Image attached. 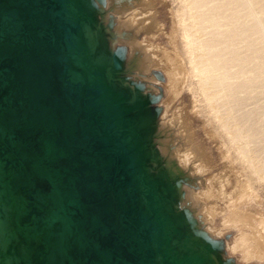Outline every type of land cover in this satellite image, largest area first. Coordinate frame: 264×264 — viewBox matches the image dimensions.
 Returning a JSON list of instances; mask_svg holds the SVG:
<instances>
[{"label":"water","instance_id":"1","mask_svg":"<svg viewBox=\"0 0 264 264\" xmlns=\"http://www.w3.org/2000/svg\"><path fill=\"white\" fill-rule=\"evenodd\" d=\"M86 21L77 0H0L6 254L13 264H188L145 173L137 113L83 44Z\"/></svg>","mask_w":264,"mask_h":264},{"label":"rangeland","instance_id":"2","mask_svg":"<svg viewBox=\"0 0 264 264\" xmlns=\"http://www.w3.org/2000/svg\"><path fill=\"white\" fill-rule=\"evenodd\" d=\"M79 1L87 14L82 37L86 43H97L88 47L92 60L101 65L107 84L137 113L135 126L141 132L144 169L150 171L148 178L158 180L160 195L171 206L167 209L161 200L162 208L181 232L174 241L187 235L192 241V253L175 245L179 255H197L201 264H264V257L245 255L255 243L264 247V46L256 44L253 47L258 49L248 50L242 43L243 48L237 49H242L239 65L245 70L239 65L241 69H231L237 76L238 70L247 75L252 68H262L260 87L257 81L253 83L259 91L253 84L252 92L248 91L256 94L255 88L260 94L250 98L243 96L248 93L241 90L242 83L227 81L226 87L215 88L214 77L206 80L204 54L199 47L209 35L211 38V29L199 27L196 12L191 10L192 0ZM254 19L243 28L249 31ZM185 33L196 43L189 45ZM140 56L152 57L136 64ZM243 74L239 75L245 80ZM236 111L252 118L245 121L242 112ZM168 166L174 167V173ZM190 193L196 195L192 198L197 210L191 208ZM8 244L0 252L1 261L9 256Z\"/></svg>","mask_w":264,"mask_h":264},{"label":"bare ground","instance_id":"3","mask_svg":"<svg viewBox=\"0 0 264 264\" xmlns=\"http://www.w3.org/2000/svg\"><path fill=\"white\" fill-rule=\"evenodd\" d=\"M78 2H79V0H77ZM143 4V3H142ZM236 6L238 7V8H236ZM236 8L235 9V11L236 10H238V9H240L241 8V11L240 10H238V11H236V13H231L230 15L232 16H230V17H228L229 16V12H232L231 10H232V8ZM191 10H194L195 12H196V15H195V19L197 20V23H198V25H199V27L201 28V29H203L204 31H207L205 28L206 27H208V29L210 28L211 29V31H210V34H211V38H210V35L208 36L207 34V32H205L206 33V35L208 36L207 37V41L205 40L204 42H200V43H202L201 45H200V43H198V46L200 45V49H202V52H203V54H204V61H205V69H204V74L206 75V77H207V79L206 80H208L209 79V81H210V78H212V79H214L212 82L215 84V88H217V87H222L223 85L225 86V84L226 85H228L226 82L227 81H230V84H232L231 82H233V80H234V82H236L237 84H240V83H242V84H244L243 86L244 87H242V84H241V90H243V88H245L244 90L245 91H243V92H245V93H248L247 95H243V96H248V97H250V98H252V96L251 95H257L258 94V91H259V89H258V87L256 86L258 83H260L261 82V79H263V78H261V76L263 77V71H262V68L260 67V69L257 67V69L255 68V70H253L252 71V69H250L249 71V73L247 72L248 71V69L245 71V72H247L248 74L246 75V73H244L242 70L244 69V68H242V64L241 65H239V57H242V54H241V52H240V50H242V49H240L241 47H242V45H245V46H247V47H245L244 49H248V48H254L253 47V45H256V44H258V45H256L257 47L259 46H261V47H263L264 46V0H192V3H191ZM228 13V16H226V14ZM186 15V14H185ZM255 17H259L260 19H258V20H256V19H254ZM263 19V21H262V19ZM185 19V18H184ZM252 19H254L253 20V25H252V27H251V29L248 31L247 29H244L243 28V26H244V24L245 23H247L248 21H252ZM184 21V20H183ZM139 23V22H138ZM142 24V23H141ZM185 24H186V22H185ZM146 28V27H145ZM187 28V27H186ZM85 30V29H84ZM243 30V31H242ZM185 31H187V30H185ZM208 31V32H209ZM189 33V32H188ZM186 34V39H187V41H188V44L190 45L191 43L193 44V41L195 40V38H194V40L187 34V33H185ZM192 36V35H191ZM194 37V36H193ZM89 38H90V36H89ZM93 39V38H92ZM96 39V38H95ZM209 39V40H208ZM82 41H83V44H84V46L85 47H87V49L89 50V48L88 47H90L91 46V48H93V46H95L97 43L96 42H94V41H92L91 43H88V41H87V43H88V45H87V43L85 42V40H84V38L82 37ZM186 41V42H187ZM195 43H196V41H194ZM197 42H199V41H197ZM242 43H244V44H242ZM89 44H90V46H89ZM240 44V45H239ZM242 44V45H241ZM144 45V44H143ZM137 46V45H136ZM145 46V45H144ZM188 46V45H187ZM193 45H191V47H192ZM196 46V45H195ZM194 46V47H195ZM197 46V47H198ZM239 46H241L239 49L240 50H238L237 48L239 47ZM135 47V46H134ZM138 47V46H137ZM140 47V46H139ZM146 47V46H145ZM144 47V48H145ZM190 47V46H189ZM141 48V47H140ZM148 48H150V47H148ZM148 48H145V49H148ZM198 48V50H200ZM243 48V47H242ZM250 48V49H251ZM264 48V47H263ZM152 49V48H151ZM154 49L156 50V47H154ZM254 49H258V48H254ZM154 50V51H155ZM195 50H196V48H195ZM197 50V51H198ZM249 50V49H248ZM245 50H243L242 52H244ZM247 51V50H246ZM89 52H90V50H89ZM152 52H153V50H152ZM159 52V51H158ZM250 52V51H249ZM146 52H144V54H145ZM144 54H142V55H144ZM141 55V54H140ZM146 55V54H145ZM241 55V56H240ZM245 55H248V54H245ZM245 55H243V57L245 56ZM250 55V54H249ZM254 55V54H253ZM139 57V56H138ZM152 57V56H151ZM151 57L149 56V57H142V56H140V58H137V60L135 61V63L137 64V63H145V62H147V61H150L151 60ZM162 57V56H161ZM167 57V56H166ZM254 57H256V56H254ZM246 58V57H245ZM248 58V57H247ZM250 58V57H249ZM163 59V58H162ZM165 59V58H164ZM241 59H243V58H241ZM244 60V59H243ZM262 60V59H261ZM156 61V60H155ZM163 61V60H162ZM175 61V60H174ZM248 61H249V59H248ZM92 62H93V64L94 65H96V66H98V67H100L101 65L100 64H98L96 61H94V60H92ZM243 62V61H242ZM259 62H261V61H259ZM167 63V62H166ZM247 63V62H246ZM244 64V63H243ZM263 64V63H262ZM141 65V64H140ZM139 65V66H140ZM146 65H147V63H146ZM145 65V66H146ZM150 65V64H149ZM148 65V66H149ZM158 65V64H157ZM167 65V64H166ZM169 65H170V63H169ZM237 65H239V66H241V68H242V70H238L239 72H238V75L236 76L235 74L236 73H234V71L232 72L231 71V69H233V67L236 69V67H238V68H240L239 66H237ZM138 66V65H137ZM147 66V67H148ZM159 66V65H158ZM162 66V65H161ZM245 66H247V65H245ZM140 67H143L144 68V66H140ZM164 67V66H163ZM244 67V66H243ZM101 68V67H100ZM240 68V69H241ZM102 69V68H101ZM108 69H109V67H108ZM141 69V68H140ZM139 69V70H140ZM144 69H146V68H144ZM144 69H142V72H143V70ZM166 69V68H165ZM259 69V70H258ZM245 70V69H244ZM242 71V72H241ZM108 72H109V70H108ZM170 72V71H169ZM232 72V73H231ZM235 72H237L236 70H235ZM243 74V75H246L247 77H248V79H247V77L246 76H243V77H245L244 79L245 80H243V78H242V76L241 75H239V74H241V73ZM234 73V74H233ZM173 74V73H172ZM167 75V74H166ZM182 75V74H181ZM204 75V76H205ZM239 76V77H238ZM214 77V78H213ZM261 78V79H260ZM168 79H169V77H168ZM175 79V78H174ZM173 79V80H174ZM260 79V80H259ZM122 81V80H121ZM257 81V84H253L254 82H256ZM169 82V81H168ZM179 82V81H178ZM210 83V84H212L213 85V83ZM239 82V83H238ZM171 84V86L173 85V83H172V81L170 82ZM263 83V82H262ZM209 84V85H210ZM223 84V85H222ZM251 84H253V85H251ZM212 85H210V86H212ZM216 85H218L217 87H216ZM219 85H221V86H219ZM247 85H249L248 87L250 88V90H249V88H248V90L246 91V86ZM253 87V86H255V88L257 87V89L256 90H258V91H255V88H254V90H253V93H255V92H257L256 94H251V92H252V89H251V86ZM214 86V85H213ZM212 86V87H213ZM231 86H233V85H231ZM258 86H259V84H258ZM263 86V85H262ZM110 87V86H109ZM226 87V86H225ZM260 87V86H259ZM264 87V86H263ZM263 87H262V91H263ZM111 89H112V87H110ZM166 88H168V90H169V88H170V86L169 85H167V87ZM173 88V87H172ZM174 89V88H173ZM231 89L232 88H230L229 89V86H227V92L228 93H230V91H231ZM113 90V89H112ZM172 89L170 88V91H171ZM175 90V89H174ZM228 90H230V91H228ZM233 90H235L236 91V88H234L233 87ZM248 91H251V92H248ZM171 92H173V90L171 91ZM240 92H242V91H240ZM264 92V91H263ZM170 93V92H169ZM175 93V92H174ZM227 93V94H228ZM233 92L231 91V94H232ZM238 93V92H237ZM244 93V94H245ZM262 93V92H261ZM241 94V93H240ZM243 94V93H242ZM259 94H260V92H259ZM258 94V95H259ZM172 95V94H171ZM230 95V94H229ZM240 97V96H239ZM245 97V98H246ZM254 97H256V96H254ZM176 98V97H175ZM242 98V97H241ZM257 98H258V96H257ZM170 99V98H169ZM172 99V98H171ZM228 99H229V97H228ZM243 99H244V97H243ZM242 99V100H243ZM246 99H248V98H246ZM245 99V100H246ZM255 99V98H254ZM174 100V99H173ZM248 101V100H247ZM246 101V102H247ZM168 105V104H167ZM238 109H240V108H238ZM244 109V108H243ZM242 110V109H241ZM245 110V109H244ZM242 112V111H241ZM241 112H239V111H236V113H241ZM253 112V111H252ZM253 114V113H252ZM241 115H243V112H242V114ZM240 115V116H241ZM254 115V114H253ZM252 115V116H253ZM255 116H257V115H255ZM243 117V119H244V117H246L247 118V116H241V118ZM248 117L250 118L251 116L248 114ZM245 118V119H246ZM249 118H247L245 121H248V119ZM252 118V117H251ZM250 118V119H251ZM178 119L180 120L179 122L183 125V122H181L182 121V119H181V116H180V118L178 117ZM172 122V121H171ZM166 124V123H165ZM180 125V124H179ZM184 126V125H183ZM183 126H181L180 128H182ZM172 128H173V126H172ZM177 130V129H176ZM184 129H182V131H183ZM254 131V130H253ZM182 134V133H181ZM238 134V133H237ZM254 134V133H253ZM186 136V135H185ZM186 142V141H185ZM189 142V141H188ZM188 144V143H187ZM190 144V143H189ZM264 148V147H263ZM162 150V149H161ZM176 150V149H175ZM189 150V149H188ZM177 151H179V150H177ZM198 151V150H197ZM261 151L263 152V154H264V150H262L261 149ZM167 154H168V152H167ZM176 154V153H175ZM200 155V154H199ZM178 156V155H177ZM180 156V155H179ZM182 156V155H181ZM180 156V157H181ZM184 156V155H183ZM192 156V155H191ZM190 156V157H191ZM166 157V156H165ZM193 157V156H192ZM197 157V156H196ZM193 159V158H192ZM182 161H186V159L184 160L183 158L181 159ZM188 160V159H187ZM190 160V159H189ZM181 161V162H182ZM184 164V163H183ZM185 164H188V163H185ZM184 167V166H183ZM193 169V168H192ZM145 170V169H144ZM168 171H172V173H174V167H172V166H168ZM167 172V171H166ZM197 172V171H196ZM145 173L146 174H148V173H150V171L148 172L147 170H145ZM165 173V172H164ZM168 174V173H167ZM166 174V175H167ZM170 174V173H169ZM172 175V174H171ZM170 175V176H171ZM168 176V175H167ZM177 186V185H176ZM176 186H175V189H176ZM185 188V187H184ZM178 189H179V187H178ZM189 189V188H188ZM181 190V189H180ZM180 190H178V191H180ZM185 190H186V188H185ZM187 193H189V191L187 190ZM204 193V192H203ZM186 194V193H185ZM188 195V200H190V202H191V208L192 209H195L197 206H196V203L194 202V199L192 198V197H196V195L195 196H192V194L190 193V194H187ZM201 198L199 197V200H200ZM161 200H164V198L163 197H161ZM198 200V201H199ZM165 201V203H167L165 206H166V208L167 209H171V206H170V204H169V202L168 201H166V200H164ZM163 202V201H162ZM161 202V203H162ZM164 203V204H165ZM163 205V204H162ZM164 207V206H163ZM195 207V208H194ZM213 207V206H212ZM208 208V207H207ZM198 208H196V210H197ZM203 210V209H202ZM199 214V213H198ZM231 215V214H230ZM216 216V215H215ZM11 215L9 214V211H7L6 209H5V215H4V217H2L1 215H0V252L2 251L3 252V250L5 251V248H6V245L8 244V239H11V237H13V235H14V231H13V226H12V223H10L11 222ZM233 218V217H232ZM174 219V218H173ZM172 226H173V223L171 224ZM217 234V233H216ZM218 235V234H217ZM187 238H184L182 241L180 240V241H174L173 243H174V245H178L179 247H180V249H182V250H185V251H187V250H191V248H192V246H191V244H190V241L188 240V237H189V235H187L186 236ZM247 237V236H246ZM194 238V237H193ZM190 239V238H189ZM245 239V238H244ZM252 239V238H251ZM242 240V239H241ZM192 242V241H191ZM253 247V248H252ZM251 248V250H249V251H247L246 253H245V255L247 254V255H250V254H257L258 256H260V257H264V247L263 246H261L260 244H258V243H255L253 246H252ZM204 251H205V249H203ZM21 251H22V253H24V250L23 249H21ZM5 253V252H4ZM190 253H192V250L190 251ZM205 253H207V252H205ZM3 254V253H2ZM190 256L191 257H189V258H186L187 259V262H188V264H201V261L202 260H200V258H198V256L196 255H193V254H190ZM2 257V256H1ZM1 257H0V259H1ZM211 257V256H210ZM248 257V256H247ZM3 259H4V261L2 260H0V264H1V262L3 263V264H13V262H14V259L13 258H11V257H9V256H7L6 258L5 257H3ZM210 259H212V258H210Z\"/></svg>","mask_w":264,"mask_h":264}]
</instances>
